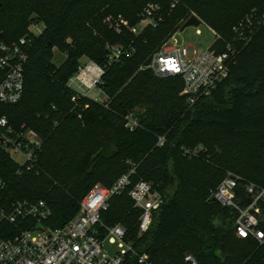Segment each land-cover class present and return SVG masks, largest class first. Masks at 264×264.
Returning a JSON list of instances; mask_svg holds the SVG:
<instances>
[{"label":"trees","instance_id":"trees-1","mask_svg":"<svg viewBox=\"0 0 264 264\" xmlns=\"http://www.w3.org/2000/svg\"><path fill=\"white\" fill-rule=\"evenodd\" d=\"M172 2L0 0V42L24 40L28 55L23 96L0 104V118L41 139L30 169L0 149V204L46 201L52 214L44 225L61 228L94 186L111 187L134 171V183L146 181L164 198L150 230L139 235L141 211L127 193L111 199L103 221L126 226L134 248L154 264H190L187 255L198 264H264V243L238 237L236 212L214 199L229 173L264 188V0H178L175 8ZM150 3L164 9L156 28L135 34L113 26L117 19L137 26ZM254 12L262 22L251 26L245 43L235 28ZM193 14L216 33L212 49L222 53L233 45L236 55L228 78L190 106L181 77H158L147 66ZM32 25L44 29L36 34ZM109 46L123 49L117 61H110ZM54 49L66 56L61 66ZM83 57L104 69L98 88L105 102L70 85ZM130 114L139 121L134 131L126 127ZM24 228L0 223V239Z\"/></svg>","mask_w":264,"mask_h":264},{"label":"built area","instance_id":"built-area-1","mask_svg":"<svg viewBox=\"0 0 264 264\" xmlns=\"http://www.w3.org/2000/svg\"><path fill=\"white\" fill-rule=\"evenodd\" d=\"M178 0H173L175 8ZM164 9L156 3L148 4L141 15V25L130 27L128 22L120 19L113 25L118 31L121 25L130 28L135 34L141 33L146 27L156 28L164 20ZM201 23L203 20L197 17ZM264 19V15L262 17ZM262 19L254 12L235 28L236 35L245 43L251 40L254 23L260 25ZM250 29V36H244L245 29ZM211 29V28H210ZM216 37V33L211 29ZM197 34L201 31L197 29ZM175 36L170 37L156 51L147 68L158 77L179 76L183 81L182 95L187 103L193 106L202 97L210 96L213 91L228 78L231 71L236 49L228 45L227 51L217 52L210 46L204 50L194 49L191 53L188 45L177 46ZM25 43L21 40V45ZM21 45L8 46L0 42V104H16L24 93V66L28 55ZM109 59L117 61L124 53L119 46H109ZM101 75L90 85L81 75V67L75 79L81 87L91 93L98 88L104 69L95 64ZM75 89V88H74ZM77 90V89H76ZM79 91V90H78ZM81 94L90 97L86 92ZM98 101L97 98H93ZM75 100V99H74ZM126 127L134 131L139 127L138 119L130 114ZM165 138H160L164 145ZM41 148V139L33 130L14 129L6 116L0 118V149L11 157L19 156L21 167L32 168ZM197 150H186L187 155H197ZM19 174L22 170L18 171ZM134 171L120 177L111 187L94 186L82 199L78 214L61 228L44 225L52 214L46 201L13 202L10 205L0 204V223L25 225V228L10 238L0 239V264H154L149 255L139 253L129 241L128 229L123 224L107 225L103 214L108 211L111 199L125 193L132 199L135 208L141 211L139 217V235L146 234L154 221L155 213L164 204V198L146 181H132ZM0 179V188H4ZM243 188V195L240 192ZM1 198V194H0ZM214 199L222 206L233 209L236 214L235 232L243 239H253L264 243V188L255 183L243 182V179L229 173L214 193ZM107 244L116 245L118 250L111 254ZM186 262L198 264L192 255H187Z\"/></svg>","mask_w":264,"mask_h":264},{"label":"rangeland","instance_id":"rangeland-1","mask_svg":"<svg viewBox=\"0 0 264 264\" xmlns=\"http://www.w3.org/2000/svg\"><path fill=\"white\" fill-rule=\"evenodd\" d=\"M192 16L198 17L195 14H193ZM116 21H119V19H117ZM140 22L137 25H141ZM43 29H44L43 25L31 26V30L36 34H40L43 31ZM197 29L201 31V35L197 34ZM175 34L176 36L174 43L177 46L188 45L190 53L194 49H198V50L207 49L210 46H212V44L216 40L214 33L204 23H201L198 27H187L184 31H181L180 29L177 33H174L172 36H174ZM65 60H66V56L63 53H61L59 50L54 49V63L57 64V66H61L65 62ZM80 63H81V67L84 70L81 71V75H83V77L86 79L85 82L87 83V85L93 83L95 80L98 79V75H101V73L95 69V64L92 63L88 58L83 57L80 60ZM70 85L79 91H82L84 93L86 92L91 98H97L99 102H105L107 100L106 95L99 88H95L91 93H88L89 91L85 87L80 88L81 83L77 81L75 77L70 81ZM13 159L15 161H20V162L23 161L21 157L16 155L13 156ZM106 247L108 252L111 254H115L118 250V247L116 245L107 244Z\"/></svg>","mask_w":264,"mask_h":264},{"label":"water","instance_id":"water-1","mask_svg":"<svg viewBox=\"0 0 264 264\" xmlns=\"http://www.w3.org/2000/svg\"><path fill=\"white\" fill-rule=\"evenodd\" d=\"M201 24V21L195 17L192 16L185 24L184 26L181 28V31H184L187 27H198ZM216 201V199H215Z\"/></svg>","mask_w":264,"mask_h":264}]
</instances>
